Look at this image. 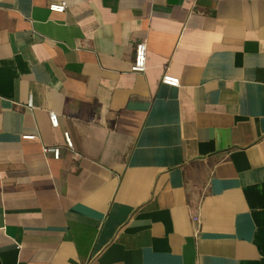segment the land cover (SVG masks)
Listing matches in <instances>:
<instances>
[{"label":"crops","instance_id":"obj_1","mask_svg":"<svg viewBox=\"0 0 264 264\" xmlns=\"http://www.w3.org/2000/svg\"><path fill=\"white\" fill-rule=\"evenodd\" d=\"M60 1L0 0V264H264V0Z\"/></svg>","mask_w":264,"mask_h":264},{"label":"built area","instance_id":"obj_2","mask_svg":"<svg viewBox=\"0 0 264 264\" xmlns=\"http://www.w3.org/2000/svg\"><path fill=\"white\" fill-rule=\"evenodd\" d=\"M48 8L51 11L54 12H64L67 8V2L62 0L60 2H52L49 4ZM147 51H148V46H147V41L145 39L139 40L135 43V54H134V60L132 63L131 69L134 72H144L146 70L147 66ZM161 82L164 84H168L170 86H179L180 85V80L176 76H172L169 74H165ZM50 122L51 125L56 127L59 124V119L58 115L54 112L50 113ZM25 138H33V135H25ZM65 140H66V145L68 147H73V141L72 138L69 134V132H65ZM46 152H52L55 158H59L61 154V148L59 146H54V147H46L45 148ZM195 221L197 220V217L195 216L193 218Z\"/></svg>","mask_w":264,"mask_h":264}]
</instances>
